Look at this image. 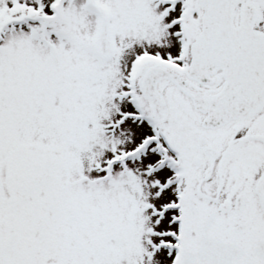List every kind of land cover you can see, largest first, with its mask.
<instances>
[{
    "label": "snow or ice",
    "instance_id": "1",
    "mask_svg": "<svg viewBox=\"0 0 264 264\" xmlns=\"http://www.w3.org/2000/svg\"><path fill=\"white\" fill-rule=\"evenodd\" d=\"M0 264H264V0H0Z\"/></svg>",
    "mask_w": 264,
    "mask_h": 264
}]
</instances>
